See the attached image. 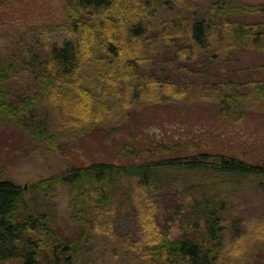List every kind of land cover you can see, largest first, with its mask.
<instances>
[{
  "label": "trees",
  "instance_id": "trees-1",
  "mask_svg": "<svg viewBox=\"0 0 264 264\" xmlns=\"http://www.w3.org/2000/svg\"><path fill=\"white\" fill-rule=\"evenodd\" d=\"M64 11L62 24L0 45V126L34 150L63 154L92 130L117 128L119 111L151 104L264 112V63L240 66L264 53V2L67 0ZM261 177L264 162L200 153L70 166L28 190L0 178V264H96L88 254L102 242L129 264H257L264 208L246 218L236 207L245 190L264 193ZM59 188L78 223L69 233L57 224Z\"/></svg>",
  "mask_w": 264,
  "mask_h": 264
},
{
  "label": "rangeland",
  "instance_id": "rangeland-1",
  "mask_svg": "<svg viewBox=\"0 0 264 264\" xmlns=\"http://www.w3.org/2000/svg\"><path fill=\"white\" fill-rule=\"evenodd\" d=\"M66 1L0 0L1 47L13 44L19 33L28 35L33 27L62 24L66 19ZM65 38L62 32L52 35V41L60 44ZM242 59L240 66L250 67L264 63V53L252 51L242 56ZM116 117L121 123L110 124L112 127L117 125V128L104 126L92 130L78 138L63 154L44 148L34 150L31 143L24 140L21 130L0 126V171L3 172L0 178L28 190L34 183L61 175L70 166H87L94 162L126 165L200 153L235 156L255 164L264 162V112L259 109L250 110L247 117L238 118L236 115H221L217 109L203 103H163L137 108L128 116L119 111ZM214 179L213 177L212 180ZM254 179L264 182V177ZM244 182L253 184L252 180ZM246 197H249L247 202ZM69 200L70 192L67 188L56 190L54 203L57 224L66 233L75 231L78 227V223L70 216ZM238 200L237 213L246 218H251L264 208L262 190L258 193L245 190ZM127 224L126 228L129 229L131 224ZM103 244L108 243L95 244L88 254L93 255V262L129 264L122 256L111 254L108 246L104 250ZM257 255V264H264V243ZM4 264L21 262L9 260Z\"/></svg>",
  "mask_w": 264,
  "mask_h": 264
}]
</instances>
